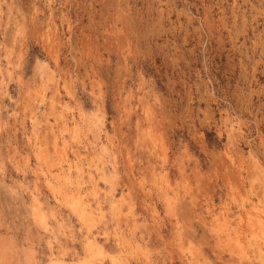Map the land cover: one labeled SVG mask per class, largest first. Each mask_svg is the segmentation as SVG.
I'll return each instance as SVG.
<instances>
[{
  "label": "rangeland",
  "instance_id": "obj_1",
  "mask_svg": "<svg viewBox=\"0 0 264 264\" xmlns=\"http://www.w3.org/2000/svg\"><path fill=\"white\" fill-rule=\"evenodd\" d=\"M0 250L264 264V0H0Z\"/></svg>",
  "mask_w": 264,
  "mask_h": 264
},
{
  "label": "bare ground",
  "instance_id": "obj_2",
  "mask_svg": "<svg viewBox=\"0 0 264 264\" xmlns=\"http://www.w3.org/2000/svg\"><path fill=\"white\" fill-rule=\"evenodd\" d=\"M48 185L52 190H58V191L61 190L60 188H58V185L56 183H54L53 180H51V178L48 179ZM32 211H33V216L35 217V221H37L40 224V226H46V216L44 213L45 211L43 212V210L40 208L38 201H37V197H33ZM94 247L98 248L97 250L100 253H102V249L100 248V246H98V244H95V243L92 244L91 243L90 249L94 250ZM4 251H5V249H4ZM2 255H4V254H2Z\"/></svg>",
  "mask_w": 264,
  "mask_h": 264
}]
</instances>
